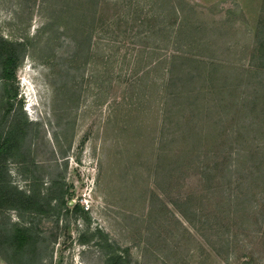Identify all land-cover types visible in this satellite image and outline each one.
Instances as JSON below:
<instances>
[{"label":"rangeland","instance_id":"1","mask_svg":"<svg viewBox=\"0 0 264 264\" xmlns=\"http://www.w3.org/2000/svg\"><path fill=\"white\" fill-rule=\"evenodd\" d=\"M0 35L19 56L0 130L27 122L0 180L62 186L69 208L0 209V264H104L87 222L129 264H264V200L185 199L211 185L208 164L217 183L249 169L261 178L243 187L264 183V0H0ZM138 54L166 62L137 77ZM13 222L34 228L31 261L2 242Z\"/></svg>","mask_w":264,"mask_h":264},{"label":"trees","instance_id":"2","mask_svg":"<svg viewBox=\"0 0 264 264\" xmlns=\"http://www.w3.org/2000/svg\"><path fill=\"white\" fill-rule=\"evenodd\" d=\"M161 45L162 44H154L151 48V50L154 49L152 50V53H155L156 50L160 49ZM17 46L18 43L11 42L0 35V82L2 85L0 110H3L1 117L2 120L7 117V115L9 116L13 108V102L17 98V91L13 85L15 68L19 59ZM146 56L147 55L142 56V54H138L136 62H134L136 66V73L138 70L141 71L137 74V77H139L141 73L149 74L150 72L159 68V66L161 67L163 62H166V60L163 58L150 60L148 57L145 59ZM165 70L167 71V74H173L174 71H176V68L174 66H170ZM174 78V75H169L168 78H164V86L171 84ZM26 126L27 122L26 120L22 121L20 113H15L10 116L6 129L0 130V158L12 156L19 152L20 147L18 143L23 138V133ZM221 157L225 158L226 160L224 155ZM205 158L209 159L210 157L207 155ZM239 158L241 157L239 156ZM221 161L222 159L220 160V163ZM256 161V166H259L263 163L264 156L262 154L256 156ZM231 162H233V160ZM231 162L228 159L227 167H230L228 163ZM236 162H238L240 167V161L238 160ZM256 173L261 174L262 171L258 172L255 169H249V178H247L246 175H240L239 181L237 177L238 174L234 176L230 172L229 178L221 183H217L218 178L215 175V166L208 164L201 170V181L211 182V185L201 188L200 193H195L194 191L188 192V194L185 196V199L189 200L192 199L191 196H199L200 199H217L219 201L227 200L226 202H230L233 200H247L250 197V199L254 198V203H259L258 200H264V183L261 182V184H258L257 182V186L247 188L243 187L244 183H247L248 181H255V178H261V176H256ZM232 180L236 181V183L239 185V187H237V191H235L234 194H232L230 191H227V189L230 188ZM216 183L221 184L220 189L213 186ZM62 189V186L55 188V186L52 184L48 193L46 195H42L38 184L32 182L28 192L26 193L12 187L8 183L4 184L0 180V209L12 208L19 211H28L34 215H49L50 212L55 214L59 213L63 208L65 209V212H67L69 211V208H65L64 206V190ZM52 200H55V204L51 203ZM262 208H264L263 205ZM71 210L74 212H80L79 205L77 203L74 204L71 207ZM84 212L85 211H83V213ZM84 218L86 219V217ZM107 237V233L99 228H96L95 232H91L89 229V222H87L86 230L80 235L82 244L94 242V245L102 251L101 253H103L104 264H129V249L120 248L117 245L114 246L109 242ZM2 242H5L15 255H23L27 252V256L29 257L30 261L36 255L34 246L37 244L38 240L31 224L26 225L19 222L11 223L9 232L6 234V236H4Z\"/></svg>","mask_w":264,"mask_h":264}]
</instances>
